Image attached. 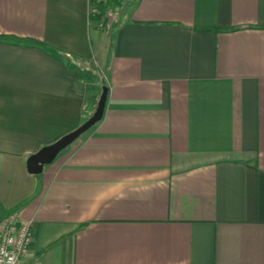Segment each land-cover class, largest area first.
Returning a JSON list of instances; mask_svg holds the SVG:
<instances>
[{"label": "crops", "instance_id": "obj_1", "mask_svg": "<svg viewBox=\"0 0 264 264\" xmlns=\"http://www.w3.org/2000/svg\"><path fill=\"white\" fill-rule=\"evenodd\" d=\"M0 0V221L20 264H264V0ZM102 118L37 174L26 160Z\"/></svg>", "mask_w": 264, "mask_h": 264}, {"label": "water", "instance_id": "obj_2", "mask_svg": "<svg viewBox=\"0 0 264 264\" xmlns=\"http://www.w3.org/2000/svg\"><path fill=\"white\" fill-rule=\"evenodd\" d=\"M107 92L108 88L103 86L93 113L78 127L62 135L54 142L44 145L35 153L29 155L26 160L28 172L33 174L40 173L44 165L51 163L63 149L69 146L83 132L88 130L102 118L107 99Z\"/></svg>", "mask_w": 264, "mask_h": 264}, {"label": "built area", "instance_id": "obj_3", "mask_svg": "<svg viewBox=\"0 0 264 264\" xmlns=\"http://www.w3.org/2000/svg\"><path fill=\"white\" fill-rule=\"evenodd\" d=\"M31 239L30 221H18L14 215L3 218L0 221V264H20Z\"/></svg>", "mask_w": 264, "mask_h": 264}, {"label": "rangeland", "instance_id": "obj_4", "mask_svg": "<svg viewBox=\"0 0 264 264\" xmlns=\"http://www.w3.org/2000/svg\"><path fill=\"white\" fill-rule=\"evenodd\" d=\"M90 17L101 31L110 33L115 26L123 0H91Z\"/></svg>", "mask_w": 264, "mask_h": 264}]
</instances>
